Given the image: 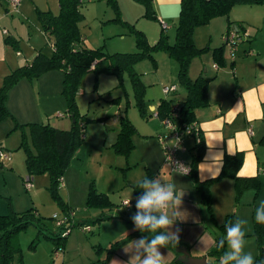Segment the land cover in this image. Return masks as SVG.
<instances>
[{
	"label": "rangeland",
	"instance_id": "1",
	"mask_svg": "<svg viewBox=\"0 0 264 264\" xmlns=\"http://www.w3.org/2000/svg\"><path fill=\"white\" fill-rule=\"evenodd\" d=\"M147 1L115 0L117 5L115 7L112 0H82L80 10L83 17L79 22V28L85 38V45L89 48L102 45L107 53L134 52L137 50L134 29L144 32L150 43L155 42L154 40H157L162 31L172 42L175 37L178 12L174 17L164 19L152 17L150 4ZM37 10H51L53 13H57L58 0H20L17 8L9 5L7 0H0V88L5 82L6 76L18 67L19 59L24 60L25 56L31 58L39 50L46 54L52 51L51 44L42 30ZM223 16L226 17V15ZM223 16L219 18L221 21L224 19ZM163 23L166 24L165 28H163ZM3 30H6L7 35L15 38L17 42H5L6 33ZM219 30L220 26L215 25V22L211 25L207 23L196 26L193 31V41L198 47L209 45L213 48L217 44L216 40L221 37ZM153 57L154 61L151 57H143L134 64V69L140 73L144 84V102L147 109L144 115L136 105L133 86L127 72L123 74L121 80L114 75L116 86L105 89V92H100L103 88L101 86L103 81L101 78L98 79L93 71H89L83 76L80 88L86 90L87 86L91 92L88 98L86 96L80 99L78 106L82 115H85V118L81 119L85 125V138L77 149L76 157L72 159V163L63 173V176L65 174L72 175L76 190L82 186H89V183L93 181L97 189H116L114 191L117 193L123 188H128L127 179H135L136 182H139L137 180L150 175L149 171L143 167V160H146L144 152L152 155L150 160L152 166L157 162L156 154L159 155V151L164 155L160 136H169L170 129L153 114L151 104H157L161 98L182 101L186 96V91L182 86H178L177 92H170L168 95L164 93V86H169L172 83L178 85V64L164 50L155 51ZM194 69L190 70L189 68V75L192 78L195 74ZM46 73L53 75L46 82L40 75L31 79L21 77L7 90L6 104L12 117L9 116L0 122V150L9 151L11 157L19 159V163L17 162L16 166H12V168H10V162L6 161L5 164H0V214L8 212L9 201H19L17 196L21 194L22 190L27 196L34 194L36 190L38 194L35 201L32 202V206L44 217L47 228H44L43 232L51 238L46 237L33 224L19 231L18 241L22 255V262L20 261L19 264H63L64 256L70 257L73 264H78L80 259H88V255L92 258L89 260L96 258L93 256H97V252L90 247L91 243L95 242L96 232L83 231L80 225L73 226L69 236L73 235L74 241L67 247L66 240L69 236L60 235L61 238L58 237L60 229L51 217L54 212L63 216V209L48 189L50 184L48 172L29 174L25 164L24 148L20 145L22 128L16 127L19 122L16 121L14 117L16 115L11 111H16L20 116L32 118L31 120H36L41 115L44 116L45 113L44 120H37L57 124L55 122L60 123L64 119L69 121V126H71V118L66 112L67 105L62 111L57 110L56 107L59 106L58 100H62L64 97L62 76L58 79L62 72L58 69H51ZM56 73L57 81L54 77ZM87 75L91 77L89 83H86L85 80ZM77 95H82L80 90ZM58 114L64 115V117L60 118L61 115ZM121 114L127 115L135 127L133 134L135 149L132 158L139 163L130 170H123L120 167L115 160L120 158V154L112 151L110 147V135L116 136V130L119 129V122L115 124L113 119H118ZM24 130L28 133L29 129L27 127ZM107 134L109 137L106 139ZM186 137H190V135ZM173 142L174 140L169 139L170 145ZM179 154L178 151L177 155L179 156ZM21 170L26 172L21 173ZM21 176L24 179L26 176L32 178L30 189H26ZM58 192L61 199H66V187L59 185ZM110 197L114 202L119 203V199H116L115 195L113 197L111 192ZM26 204L22 205L20 210L27 208ZM254 206H259V203H255ZM77 209L79 212L77 220H80L86 210L83 204ZM93 224L91 227H95ZM33 241L35 242L34 248L30 247Z\"/></svg>",
	"mask_w": 264,
	"mask_h": 264
},
{
	"label": "crops",
	"instance_id": "2",
	"mask_svg": "<svg viewBox=\"0 0 264 264\" xmlns=\"http://www.w3.org/2000/svg\"><path fill=\"white\" fill-rule=\"evenodd\" d=\"M179 2L180 0H151V5L155 16L164 19L166 17H174L175 14H177ZM219 18H222V16L215 17L208 23L211 25L215 22V25L220 26L219 33L221 37L216 40L217 42L215 43L217 44H215L214 47L222 44L223 35L227 29L229 20L233 21L230 25L233 29L238 28L239 24L242 25L245 34L234 49L225 45L224 65L219 66L214 62L211 52L212 48L209 45L208 51L201 56L193 58L190 63V70L195 68L194 77L202 75L209 79L207 91L208 104L197 107L194 111V123L199 129L200 137L203 139L204 143L202 158L197 163V177L199 181H207L217 177L222 167L224 154H234L237 151H242L243 161L238 169L237 175L241 177L258 175L261 183L260 190L257 195H255L253 189H245L242 191L239 199L236 200L235 187L232 179L225 177L214 180L210 184L213 212V217H211L205 204L201 201L200 192L195 187L192 178L187 174L172 170L165 162L163 152L159 151L160 154H156L157 162L153 166L150 162L152 155L148 152H144L146 160H143V167L149 171L152 178L159 176L162 182L175 184L176 193L182 196V204L179 210H175L178 214L174 217V224L171 230L175 231L179 229V239L186 243L190 255L195 257L205 255L207 264H219V261H215L213 257H210L208 252L215 246L216 240L222 236V231L218 226L224 221L226 215L232 212H235L238 218L248 221L244 226L246 232L244 250L245 252H250L253 257H255L257 247L255 239L251 235L253 229L251 214L254 204L264 201V144L259 142L261 136L264 135V4H236L230 9L229 14L222 19L223 21ZM154 41H156V39ZM34 56L31 58L25 56L24 60L19 59L18 66L29 63ZM47 74L48 73L45 72L40 75L45 82L49 77L53 76ZM105 74L106 73H100L97 75L98 79L101 78L103 81L101 85L103 88L100 92H105V89L116 86L114 75ZM61 76L62 74L60 77L58 76V79L61 78ZM54 77L57 81V73ZM90 79L91 77L87 75L85 78L86 83H89ZM86 90L80 88V94L82 93V95L76 96L77 106H79V101L82 97L87 96L88 98L91 95L90 89L87 86ZM177 91L178 85L175 92ZM169 93L165 94L168 95ZM58 101L59 106H56L57 110L60 109L62 111L66 105V100L62 97V100L59 99ZM177 102L178 101H173V103ZM157 104H151L153 114L157 113ZM11 111L16 115L14 117L19 123L42 121L37 119L44 120V116L46 118V114L44 113V116L41 115L42 118L38 116L40 118L31 120L32 118H26V116L18 115L14 110ZM79 112L82 114L81 111ZM62 117H64V115H61L60 118ZM113 120L116 124L119 122V117ZM68 122L69 121L63 119L60 123L55 122L57 124L44 121L39 123H50L57 128L68 129L70 127ZM118 130L117 128L116 136L113 134L110 135L111 148L116 140ZM107 137H109V134H107L106 139ZM200 137L194 134L190 135V137L185 136L183 138V142L179 147V157L181 159L186 162L190 161L191 155L196 152V148L193 149L192 147L197 145ZM167 138L166 141L168 143L169 139L173 141L172 137L168 136ZM104 143L106 142L104 141ZM133 143L134 148L127 156L120 154V156L117 155L120 158L115 159L123 170L133 169L136 167L137 163H139L136 159L132 158L135 149L134 140ZM76 153L77 150L72 159L76 157ZM72 159L70 163H72ZM6 161L10 162V168H12V166L15 167L17 162L19 163V159L16 160L15 157H11L9 161H0V164H5ZM25 172L21 170V173ZM23 179V176H21V180ZM136 183L135 179H127L128 188H123L117 193L115 192L116 189L100 190L98 188V191L108 195L114 205L110 209H96L86 207L88 185L86 187L82 186L76 190V184L71 174L68 176L65 174L62 177L60 186L66 187L67 191L66 199L62 198L66 207L63 210V216L67 215L69 217L68 219L75 223V225L83 223V225L91 226V224L95 223L93 224L95 227H91L89 231L96 232L95 242H93V244L91 243L90 247L97 252V256H93L96 258L89 260L92 258L88 255V259H80L78 264H99V259L102 260L105 258V249L102 250V248H108L112 242L123 238L133 231L134 225L132 221H130V217L134 214L132 209L134 201L133 185ZM109 191L112 193L113 197L115 195L116 199H119V203L112 200ZM21 194V197L20 195L17 196L19 201H9L7 211L11 208L14 211L20 212L29 207H34L32 206V202L37 198V191L35 190L34 194L27 196L22 190ZM129 198H131L130 206L125 207L123 201ZM25 204L27 208L20 210L22 209L20 207H23L22 205ZM82 204L86 211L80 220H77V215L79 213L77 212V207H80ZM35 210L37 211L36 208ZM1 213L4 214V212ZM37 213H39V211H37ZM55 213L56 212L53 214ZM100 214L111 215V217L95 221V218ZM72 228L73 226L69 234ZM69 234L66 236H69ZM139 238L140 237L134 238L118 248L105 264H127L131 253L125 252V249L131 251L132 241ZM73 241L74 236L70 235L66 240V247ZM98 246L101 247L100 252L95 248ZM160 251L165 256V264H186V256L185 263L174 262L177 256L174 251L168 248H161ZM62 263L73 264L70 257L67 256H64Z\"/></svg>",
	"mask_w": 264,
	"mask_h": 264
},
{
	"label": "trees",
	"instance_id": "3",
	"mask_svg": "<svg viewBox=\"0 0 264 264\" xmlns=\"http://www.w3.org/2000/svg\"><path fill=\"white\" fill-rule=\"evenodd\" d=\"M112 1L114 6L117 7L115 0ZM144 1L146 2L147 0ZM81 2L82 0H58L57 13H53L51 10H37L42 30L51 44L52 51L46 54L39 50L29 63L18 66L13 72L8 74L0 88L1 122L9 116L12 117L6 104L7 90L19 78L27 77L31 79L51 69H58L62 72V94L66 100V112H68L72 120L71 126L68 129H60L50 123L27 122L17 123L16 127L22 128L20 145L24 148L25 164L29 174L48 172L50 179L48 189L63 210L66 207L58 192V186L62 182L64 171L69 166L72 157L85 137V125L84 121L81 120L85 118V115L80 114L76 103V95L80 90L83 76L92 70L96 76L100 73L113 74L121 80L123 74L127 72L133 86L136 105L141 114L144 115L147 110L144 102V84L140 73L135 71L134 64L143 57H151L154 61L153 53L157 50H164L178 64V86H182L185 89L186 96L177 103H173L172 99L161 98L156 106L157 115L161 120L167 117L171 118L177 124L178 129L182 130L194 123L195 109L208 104L209 79L202 75L194 78L189 75L192 59L201 56L209 50V46H196L193 41L194 28L209 23L215 17L227 16L230 9L236 4H264V0H180L178 19L175 25V37L172 42L169 41L167 35L162 31L157 40L150 43L144 32L134 29L136 51L107 53L102 45L94 48H89L85 45V38L79 28V22L83 17L80 10ZM147 2L151 8L150 15L155 17L151 0ZM232 23L233 21H228L224 34L229 31L237 33V38L239 39L235 41V47L245 33L242 25L239 24L238 28L233 29L230 27ZM4 33H6L5 42H17L15 38L7 35L6 31ZM225 45L226 43L223 39L221 45L211 49L212 58L219 66L225 63ZM93 62L94 64L91 66ZM175 90H177V87ZM175 90L171 91V93H175ZM174 104L179 105L176 117H172L171 114ZM80 123L83 124L82 127ZM27 127L29 129L28 133L24 130ZM134 131L135 127L127 115L121 114L119 116L118 134L112 144V148L116 153L127 156L132 151L134 148L132 139ZM197 135L200 137L199 129ZM259 142L264 144V135L261 136ZM192 148H196V152L191 155L190 161L187 162L190 166V171L187 175L192 178L195 187L199 190L201 201L205 204L211 217H213V212L210 184L214 180L225 177L232 179L236 200L239 199L242 191L248 188L253 189L254 194L257 195L261 187L259 176L241 177L237 175L243 161L242 151H237L234 154L225 153L218 176L207 181H199L197 163L202 158L204 150L203 139L200 137L197 145ZM151 176L148 175L145 178H152ZM143 179L133 185V213L136 211V197L143 191L139 188V183ZM113 205L108 195L98 191L94 182L91 181L87 190L86 207L110 209ZM257 207L253 206L252 209L253 229L251 235L254 237L257 247L254 257L256 264H261V262H264V224H258L254 219ZM109 217L111 215L100 214L95 218V221ZM237 218L235 212L226 215L224 221L218 226L222 231V236L216 240V243L226 235V225L229 222H234ZM30 224L38 227L42 233H44L43 229L47 228L44 217L37 213L34 207H29L20 212L9 208L8 212L0 214V264H19L20 261L22 262L18 233ZM82 225L83 223L80 224V227ZM72 226H75V223L72 222ZM60 231L58 234L59 238H61ZM45 236L51 238L47 234ZM141 236L151 238V234L148 232L141 233L133 230L123 238L112 242L108 248H102V250L105 249V258L99 259V264H105L118 248ZM34 243V241L33 243L31 242L30 247L34 248ZM216 243L208 252V255L213 257L215 261H219L220 256L228 249L226 244L223 249H220L216 246ZM168 249L174 251L177 255L174 262L185 263V255L180 250L187 249L186 243L179 239V243L175 247L169 245ZM96 250L100 252L101 247L98 246Z\"/></svg>",
	"mask_w": 264,
	"mask_h": 264
},
{
	"label": "clouds",
	"instance_id": "4",
	"mask_svg": "<svg viewBox=\"0 0 264 264\" xmlns=\"http://www.w3.org/2000/svg\"><path fill=\"white\" fill-rule=\"evenodd\" d=\"M187 174V173H186ZM142 193L136 197L135 213L130 217L134 231L148 232V236H141L133 240L131 256L127 264H165V256L161 248L175 247L179 243V229L172 231L174 217L178 214L182 204V196L176 193L173 183L162 182L161 178H144L139 183ZM131 198L123 201L125 207H129ZM255 221L264 224V201H260L255 209ZM248 223L245 219L237 218L226 225V235L222 237L216 246L220 249L227 245L219 258V264H256V260L250 252H245L246 232L244 226ZM264 264V262H261Z\"/></svg>",
	"mask_w": 264,
	"mask_h": 264
},
{
	"label": "built area",
	"instance_id": "5",
	"mask_svg": "<svg viewBox=\"0 0 264 264\" xmlns=\"http://www.w3.org/2000/svg\"><path fill=\"white\" fill-rule=\"evenodd\" d=\"M20 0H8L9 5H12L14 8H17L19 5ZM166 24L163 23V28H165ZM6 30H3L5 32ZM223 39L225 40L226 45H228L231 49H233L235 41L239 38H237V33L234 31H229L228 33L223 35ZM94 62L91 66H93ZM177 87L176 84H171L169 86H164L163 91L164 93H169L173 90H175ZM179 105L174 104L172 106L171 114L172 117H176L178 113ZM61 115V114H59ZM155 116H157V113H154ZM163 124L167 125V127L170 129L169 136L173 138L174 142L172 145L167 143L166 139L168 136H160V141L163 146L164 156H165V162L170 166L172 170L179 171L183 174H188L190 171L189 164L181 159L177 153L179 151V147L181 143L183 142V138L188 135L197 134L198 127L195 125V123L186 126L182 130H179L177 127V124L173 122V120L169 117L164 118L162 120ZM80 126L82 127L83 124L80 123ZM11 158V153L9 151L0 150V161L9 160ZM32 178L30 176H26L24 179L25 187L26 189H30L32 186ZM69 217L61 216L59 217L56 213L52 215V219H54L55 225L61 229L60 235L66 236L69 234L72 222L68 219ZM82 230L89 231L91 230L90 225H82ZM57 254V252H56Z\"/></svg>",
	"mask_w": 264,
	"mask_h": 264
},
{
	"label": "water",
	"instance_id": "6",
	"mask_svg": "<svg viewBox=\"0 0 264 264\" xmlns=\"http://www.w3.org/2000/svg\"><path fill=\"white\" fill-rule=\"evenodd\" d=\"M181 253L186 256V264H207L206 256L195 257L190 255L188 249H181Z\"/></svg>",
	"mask_w": 264,
	"mask_h": 264
}]
</instances>
